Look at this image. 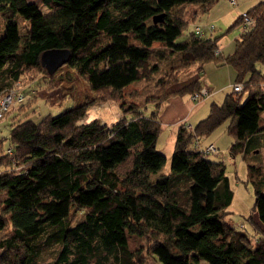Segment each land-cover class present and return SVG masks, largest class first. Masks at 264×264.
I'll use <instances>...</instances> for the list:
<instances>
[{"label": "trees", "instance_id": "1", "mask_svg": "<svg viewBox=\"0 0 264 264\" xmlns=\"http://www.w3.org/2000/svg\"><path fill=\"white\" fill-rule=\"evenodd\" d=\"M216 1L0 0V79L8 78L0 92L11 85L23 92L0 118L34 95L35 88L19 85L24 76L31 81L41 70L48 77L44 87L53 88L55 71L48 73L39 59L47 47H69L65 63L95 94L56 113L17 117L4 148L0 136V264H40L52 244L59 247L51 264H145L141 248L128 246V234L143 236L161 264H264V167L247 163L251 208L262 227L251 215L245 218L251 226L234 225L226 216L234 188L225 163L195 145L226 119L233 155L247 150L253 133L264 132V0L244 10L252 16L244 29L243 11L228 26L237 25L239 34L226 54L216 36L195 31L199 22L187 29ZM176 51V62L157 79L160 92L144 98L154 102L149 112L143 102L121 100L129 115L89 118L92 104L122 99L131 81L148 75L142 67L150 54L165 58ZM209 60L229 63L242 89L231 85L193 127H177L164 171L166 155L156 147L158 108L169 95L198 93V76L170 86Z\"/></svg>", "mask_w": 264, "mask_h": 264}, {"label": "rangeland", "instance_id": "2", "mask_svg": "<svg viewBox=\"0 0 264 264\" xmlns=\"http://www.w3.org/2000/svg\"><path fill=\"white\" fill-rule=\"evenodd\" d=\"M224 1L227 0H220V2L222 3H224ZM229 8L234 14L233 7L229 5ZM44 9L49 10L48 7L46 9V7L42 5L41 10ZM205 12L206 11L200 12L199 15L196 17L195 21L192 22L189 21L187 25V29L191 28L194 22L201 23V22H206L205 20H207L214 23V25L216 26L215 32L218 33L220 36H222L224 40H228L229 38L233 39L239 34V28L237 25L232 26L230 27V29H228V26L233 22L232 20L227 22V20H229L231 16V12L224 15L222 17L223 19H221L223 21H221L220 23L218 22V20L215 19L214 20L203 19L205 16ZM1 27L2 25L0 23V32H1ZM179 53L180 52L176 51L174 53L167 54L165 58H159L154 54H150L147 57L144 66L142 67L143 71L149 70L148 75L146 77L131 81L124 88V95L122 99L119 100L106 99L103 100V102H100L99 104L96 103L92 104L89 110V117L97 116L100 119L103 118L104 120L109 121V120H116L119 116L123 114H125V116L129 115L130 112L121 109V107L119 106V102L121 100H125L126 103L130 100L143 102L144 98L149 93L160 92L157 79L159 76L165 75L169 71L170 66L176 62ZM153 65H155V68L149 69ZM260 67L264 70V64H260ZM193 69L194 68L192 67L189 68L188 70H184L181 77L191 73ZM19 81L22 82V80ZM23 81L25 83L24 82L19 83L21 87H24L26 89L27 86L25 85H28L30 86V88H35L33 97L39 96L36 101L37 111L35 112V114L38 115L39 114L43 115L46 112L56 113L59 110L63 109L65 106L69 105L73 100H75L76 102H81L89 98H92V96L95 95L94 91L90 89L86 80L82 76H80L74 68H72L66 63L62 64L55 70L53 74V82H52L53 88H51V90L44 87V85H46L48 81V77L46 76V73H44L41 70L37 71L36 77L33 80L28 81V77L24 76ZM232 83L233 81L231 82V84ZM31 84L35 86H31ZM230 89L231 86H229V90ZM54 94L57 95V99L55 98ZM65 94L67 95L66 98H65ZM40 96L50 98L49 99L50 102H48V100ZM61 96H64V98H60ZM69 97H71V99H69ZM51 102L54 104L52 105ZM142 104H143L142 108L145 109L146 112L147 111L149 112V110L153 107L154 102L147 101V102H143ZM13 109H21L23 111V114L18 116L19 118H21L24 115H30L32 113L31 111L34 108L29 107V105H22L21 107L19 106L17 108L13 107L11 110H9V113L7 115L0 118V136L3 140V148L6 147V145L8 144V131L11 125V118L9 115L12 113ZM24 110H26L25 113ZM227 124H228V119L223 121L220 125L216 127V129H214L211 132L216 133V131L220 130V134L218 135L219 138L216 141L217 142L216 144L220 148H224L223 153L220 155L223 157L226 171H228L230 175H232L233 174L232 171L236 170L237 173H239V175L245 176V174H241V172L244 171L246 167L245 161H241L242 159L241 154L236 153L235 156L232 157L231 154L229 153L228 145L232 141L233 137L232 134L229 133L226 128ZM164 131L165 130L162 131L160 130V135L157 143H159L160 137ZM211 132L208 133L207 135L211 134ZM207 138L210 139L209 141H212L211 137L208 136ZM156 147L158 148L157 144ZM164 153L166 155V152ZM170 156H171L170 153L169 155H166L165 164L163 165V167H161L162 170L169 169ZM231 179H233L231 183H232V187L234 188V203L231 204L230 206L231 209L237 210L238 205L243 204V201L245 200L251 201L252 203L254 200V193H253V186L250 183V181L246 180V177H242V180L238 181V185L236 187L235 178L231 176ZM239 212H235L234 214L232 213L231 215L227 214L228 216L229 215L231 216V220L234 223V225H239V222L241 220L245 221V218ZM81 213L82 212L78 211L75 215L71 216V222H74L81 215ZM127 241L130 249H134L137 247L141 248V255L145 264H161L160 262L156 261V259L147 252L146 240L143 236L139 234H128ZM58 247H59L58 244L45 246L40 258L41 260L40 264H51V261L54 259Z\"/></svg>", "mask_w": 264, "mask_h": 264}, {"label": "crops", "instance_id": "3", "mask_svg": "<svg viewBox=\"0 0 264 264\" xmlns=\"http://www.w3.org/2000/svg\"><path fill=\"white\" fill-rule=\"evenodd\" d=\"M258 0H235V3H232L230 0L224 1V3L220 2V0H217L215 3L212 4V6L205 12V16L203 19H209V20H218L220 23L222 17L226 15L227 13L231 12V16L228 21L232 20L234 21L235 17L242 11L249 8L251 5L256 3ZM228 2V3H227ZM231 5L234 9V14L232 13L231 9L229 8V5ZM194 5H189V10L194 9ZM206 22H201L203 24V30L204 34L209 35L210 37H215V41L218 45L219 51L223 54L229 53L234 49L235 46V38L224 40L222 36H220L218 33L215 32L216 26L214 23L205 20ZM208 25H212L211 28L208 27ZM235 69L227 62H217L215 60H209L206 61L203 64V67L199 73L195 69L193 71L185 76H182L179 81L173 83L170 88H177L181 86L182 84L190 81L194 77L198 76L199 80L201 81V87L206 86L208 88V92L203 95H198L196 97L193 96L191 93H184V94H172L169 95L165 100L162 101L160 107L158 108V118L161 123V131L165 130L163 134L160 137L159 143H157L160 135V131L158 133L156 144L158 146V149L161 151L166 152V155H171L173 150V144H174V138L176 134L177 127L180 124H186L190 128L195 125V123L207 115L209 110V105L211 102L220 103L227 91H229V86H231V82L235 80ZM8 83V78L4 77L3 79H0V87L6 86ZM39 97V96H38ZM38 97H33L32 94H27L23 105H29V107L34 108L33 110H37V104L36 101ZM42 97V96H40ZM43 98V97H42ZM45 99V98H44ZM49 102V101H48ZM76 101L73 100L72 103H75ZM54 103H52L53 105ZM22 106V105H21ZM14 108H17L18 105L13 106ZM12 107V108H13ZM26 110H24L25 112ZM115 113V112H114ZM23 111L21 109H13L12 113L9 115L12 116V120L16 119L18 116L22 115ZM95 117V116H92ZM89 117V118H92ZM262 123H264V112L262 113ZM104 120L103 118H101ZM106 121V120H104ZM112 120H109L107 122H110ZM216 129V128H215ZM213 131V130H212ZM220 134V130L216 131V133H212L209 135L203 136V138L200 139L201 144H204L208 142L210 139L207 137L212 138V142L219 148V152L217 154L212 155L211 157L216 160H223V157L220 155L223 153L224 148H220L216 143L218 140V135ZM250 143L247 145L248 148L245 152H241V161H245L246 167L245 170L241 172V174H245V176L239 175L237 171H232V175L228 171H226L229 179L230 185H232L231 176L235 178V186L237 187L238 181L242 180V177H246V180H249V170L247 163H255L262 165L264 167V132L258 131L253 133L249 138ZM231 143V142H230ZM229 147V145H228ZM229 150V149H228ZM229 153L231 156L233 155L230 151ZM248 156V157H247ZM168 169H164V171H167ZM232 187V186H231ZM238 190V189H237ZM234 203V192L233 197L231 199V204ZM251 201L245 200L243 201V204L238 205L237 210L236 209H230L227 211V214H234L235 212H239L243 215L244 218L246 216L251 215L252 220L259 223L258 216L254 210L251 208ZM227 215V220L232 222L231 216ZM233 223V222H232ZM234 224V223H233ZM241 224H247L248 222H245L244 220H241L239 222V225ZM261 225V224H260ZM262 227V225H261Z\"/></svg>", "mask_w": 264, "mask_h": 264}, {"label": "built area", "instance_id": "4", "mask_svg": "<svg viewBox=\"0 0 264 264\" xmlns=\"http://www.w3.org/2000/svg\"><path fill=\"white\" fill-rule=\"evenodd\" d=\"M231 2L235 3V0H230ZM243 18L241 23L239 24L240 29H244L252 22V16L246 13L245 11L242 12ZM194 29L197 33H203V28L199 23H195ZM17 82V81H16ZM232 88L234 90H241L242 83L241 81H234L232 84ZM208 92V88L203 86L200 88L199 92H195L193 94L194 97L198 96L199 94H206ZM23 96V92L19 91V88L15 85H11L5 91L0 92V117L3 113L9 108V106L16 100L21 99ZM195 145L198 149L202 151L203 155H214L219 152V148L212 142L208 141L204 144H201L200 139H196ZM9 149V148H8ZM10 150V149H9Z\"/></svg>", "mask_w": 264, "mask_h": 264}, {"label": "water", "instance_id": "5", "mask_svg": "<svg viewBox=\"0 0 264 264\" xmlns=\"http://www.w3.org/2000/svg\"><path fill=\"white\" fill-rule=\"evenodd\" d=\"M163 13H156L153 15V20L162 19ZM71 55V50L67 46H52L44 48L40 55V63L48 73L54 72L59 66L64 64Z\"/></svg>", "mask_w": 264, "mask_h": 264}]
</instances>
